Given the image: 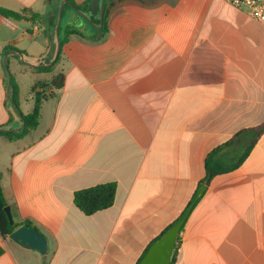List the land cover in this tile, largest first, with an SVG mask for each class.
I'll use <instances>...</instances> for the list:
<instances>
[{"label": "crops", "instance_id": "obj_1", "mask_svg": "<svg viewBox=\"0 0 264 264\" xmlns=\"http://www.w3.org/2000/svg\"><path fill=\"white\" fill-rule=\"evenodd\" d=\"M65 1L0 0L41 16L0 13V130L24 127L12 81L22 115L44 97L35 130L0 135V183L15 223L49 242L41 255L0 235V264H140L203 185L175 264H264V135L236 168L252 136L234 140L264 124V26L231 0H110L98 40L99 13L66 3L62 26ZM106 183L115 203L85 215L75 193Z\"/></svg>", "mask_w": 264, "mask_h": 264}, {"label": "trees", "instance_id": "obj_2", "mask_svg": "<svg viewBox=\"0 0 264 264\" xmlns=\"http://www.w3.org/2000/svg\"><path fill=\"white\" fill-rule=\"evenodd\" d=\"M66 1L68 2V4L70 6L74 7L75 9H77L83 13H87L89 11L90 4L93 0H87L82 5L76 4L73 0H66ZM109 1L110 0H107V3L105 5L103 27L101 28L100 31H98V33L101 35V37L98 38V40L99 39L102 40L105 37V35L107 34V32H108L107 21H108L110 9L113 7V5L116 2H118L120 0H116V2H113L111 4L108 3ZM150 3H152V2H150ZM0 13L2 15H4L5 17L11 18V19L16 20V21H20L22 19H30V18L33 21H37L38 19H41L40 15H37V14L33 13L32 11L27 10V9L22 10L20 12H16V11L0 8ZM42 20L45 22V24H48V22L46 20H44V19H42ZM66 34H67V36H72V35H80L81 36V35H83L81 29H75V28H68ZM63 43H64V41L62 40V38H60L61 47H62ZM59 59H60V54H59L57 60L55 61V63L58 62ZM52 69H53V66L41 67L38 70L43 71V72H51ZM64 84H65V77L63 74H59L56 77H54L53 81L50 83V86L55 91H59L64 87ZM12 86H13L12 102H13V105H14L17 113L22 116L24 127L19 132H7V131L0 130V135L4 136L5 138H7L10 141H15V140H18V139L25 137L27 134H29L30 132L35 130L37 123H38V120H39V116H40L42 99L44 97H43V95H38L36 102H35V107H34L33 112L29 115L24 116L21 114L20 109H19L18 88H17V85L13 81H12ZM248 134H250L252 136V140H251L250 144L248 145V147L246 148L245 154L242 156L241 160L237 163L235 168L243 163V161L251 153L252 149L254 148V146L256 145L258 140L260 139V137L262 135H264V124H262L256 128L241 131L240 133H238L234 137V140H236V139H238L244 135H248ZM234 140L231 141V143L234 142ZM231 143H229V144H231ZM207 165H208V159H207ZM216 173H217V171H212V170L207 168V178L205 179L204 183L208 184L209 181L211 180V178ZM116 193H117V184L116 183L101 184V185H97L94 187H90V188H86V189H82V190L77 191L74 195V203L85 215L92 216L98 212H101V211H104V210L111 208L113 206V204L115 203ZM192 204H193V201L190 203L189 207L187 208L185 213L182 215V217L186 214V212L189 210V208L191 207ZM7 206H8V203L6 201L2 185L0 183V235L3 238L10 237L16 231V229L20 228L23 225H28L29 227H33V228L37 229L29 221H26L24 223H19V224L15 223V225H11L9 218L5 212V208ZM182 231H183V229H182ZM179 242H180V238H179ZM151 245L149 246V248L151 247ZM149 248L147 249L146 253L148 252ZM3 252H4V250L0 246V256L3 254ZM146 253H145V255H146ZM177 255H178V246L176 248V252H175L172 264L176 263Z\"/></svg>", "mask_w": 264, "mask_h": 264}, {"label": "water", "instance_id": "obj_3", "mask_svg": "<svg viewBox=\"0 0 264 264\" xmlns=\"http://www.w3.org/2000/svg\"><path fill=\"white\" fill-rule=\"evenodd\" d=\"M105 1L106 0H93L89 7V12L92 15L96 16L98 13L100 14L101 23L99 27L95 26V28L98 29H101L103 27ZM66 3L68 2L65 1L62 3L61 10L63 9ZM76 11L80 13L88 22L91 23L89 17L86 14L82 13L79 10ZM56 17L57 14L54 13L49 18V25H54ZM58 30L59 28H57V32ZM205 189L206 186L203 185L186 214L181 219H179L174 225H172L162 237H160L151 245L148 252L141 260L140 264H172L176 248L179 243L181 231L196 203L203 196ZM5 212L9 218L10 224L15 225V219L13 217L11 207L7 206L5 208ZM10 239L21 247L28 250L36 251L41 255H46L49 250V242L47 237L39 230L33 227H29L28 225H23L20 228L16 229V231L10 236Z\"/></svg>", "mask_w": 264, "mask_h": 264}, {"label": "built area", "instance_id": "obj_4", "mask_svg": "<svg viewBox=\"0 0 264 264\" xmlns=\"http://www.w3.org/2000/svg\"><path fill=\"white\" fill-rule=\"evenodd\" d=\"M231 4L264 26V0H231Z\"/></svg>", "mask_w": 264, "mask_h": 264}, {"label": "rangeland", "instance_id": "obj_5", "mask_svg": "<svg viewBox=\"0 0 264 264\" xmlns=\"http://www.w3.org/2000/svg\"><path fill=\"white\" fill-rule=\"evenodd\" d=\"M72 11V10H71ZM64 12V16H63V18H64V20H63V24H62V26L64 27L65 25H66V22H67V19H68V13H69V9L68 8H66L65 10H61V8H60V13L62 14ZM50 18V17H49ZM95 26V25H94ZM63 31V30H62ZM62 31H61V33H62Z\"/></svg>", "mask_w": 264, "mask_h": 264}]
</instances>
